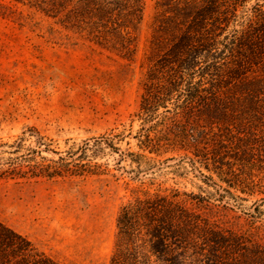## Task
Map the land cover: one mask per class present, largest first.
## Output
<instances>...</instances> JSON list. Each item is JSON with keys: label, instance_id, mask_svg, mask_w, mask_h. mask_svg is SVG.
Returning a JSON list of instances; mask_svg holds the SVG:
<instances>
[{"label": "rangeland", "instance_id": "obj_1", "mask_svg": "<svg viewBox=\"0 0 264 264\" xmlns=\"http://www.w3.org/2000/svg\"><path fill=\"white\" fill-rule=\"evenodd\" d=\"M156 16L155 0H146L129 58L34 7L0 0V142L37 128L48 143L45 163L61 171L0 177V220L61 264H110L118 210L145 192L208 196L224 227L264 231V171L236 179L197 163L205 178L183 151L147 145L164 112L141 116Z\"/></svg>", "mask_w": 264, "mask_h": 264}, {"label": "trees", "instance_id": "obj_2", "mask_svg": "<svg viewBox=\"0 0 264 264\" xmlns=\"http://www.w3.org/2000/svg\"><path fill=\"white\" fill-rule=\"evenodd\" d=\"M14 1L103 47L129 58L136 53L146 0ZM155 4L156 57L144 80L141 116L164 112L147 145L183 151L181 159L205 178L197 163L236 179L264 171V0ZM29 138L36 148L26 146ZM47 149L37 128L0 142V177L61 174L45 163ZM212 205L208 196L178 189L133 195L118 210L110 264H264V231L226 228ZM0 264L61 263L0 220Z\"/></svg>", "mask_w": 264, "mask_h": 264}]
</instances>
